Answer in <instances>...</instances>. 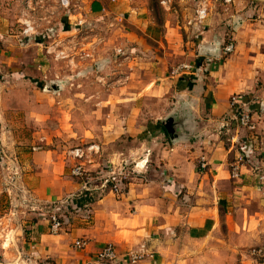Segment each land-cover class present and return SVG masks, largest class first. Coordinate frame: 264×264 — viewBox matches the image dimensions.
<instances>
[{
	"label": "crops",
	"instance_id": "crops-1",
	"mask_svg": "<svg viewBox=\"0 0 264 264\" xmlns=\"http://www.w3.org/2000/svg\"><path fill=\"white\" fill-rule=\"evenodd\" d=\"M97 2L102 4L97 15L112 9L110 0H93L89 16L95 15L92 8ZM236 14L231 12L233 19ZM12 17L8 6L0 7V42L11 40ZM130 20L123 45L137 52L134 43L148 39L155 48L150 54L119 60L122 75L111 77L121 82L92 90L102 95L98 100L90 89L79 93L90 101L86 107L91 111L79 120L74 114L71 126L74 147L90 143L101 147V155L87 170L128 163L137 176L120 196L96 193L83 215H70L64 230L53 234L49 220L53 208L80 193L83 185L71 175L75 162L68 152L25 151L20 175L47 208L33 236L37 256L27 264H98L96 257L107 245L116 248L118 264H127L131 253L142 256L137 264H190L194 245L230 251L260 238L264 227V24L259 40L255 25L229 20L228 26L219 24L212 34L206 32L198 50V44L185 41L178 28L154 22L144 10L131 14ZM245 27L251 34L249 51L243 56L239 53L243 45L235 41ZM231 42L234 52L221 54L219 49ZM84 77L82 72L74 79ZM240 95L250 101L248 109L257 123L254 132L234 120L231 98ZM169 120L174 134L167 130ZM0 127V151L5 153L14 148L7 121L1 117ZM241 148L247 159L239 166ZM203 158L208 164L205 170L201 169ZM79 240L88 246L77 249ZM20 250L19 254L31 256L25 248Z\"/></svg>",
	"mask_w": 264,
	"mask_h": 264
},
{
	"label": "rangeland",
	"instance_id": "rangeland-1",
	"mask_svg": "<svg viewBox=\"0 0 264 264\" xmlns=\"http://www.w3.org/2000/svg\"><path fill=\"white\" fill-rule=\"evenodd\" d=\"M92 1L71 0L69 8L61 0H3L0 4L8 6L14 16L9 24L11 40L0 42V117L7 121L14 148L0 151V264H27L28 259L36 258L38 242L33 236L47 212L36 193L24 184L21 155L49 149L67 153L76 148L71 118L75 114L79 120L91 111L86 107L90 101L77 95L90 89L98 100L102 95L94 93L96 89L121 82L111 77L122 75L119 60L150 54L155 48L148 39L134 43L137 52L123 45L131 14L144 10L154 22L178 28L185 41L198 44V50L206 32L212 34L219 24L228 26L229 20L255 25L254 34L262 40L264 0H110L108 13L97 15L102 11L97 2L92 8L95 15L89 16ZM201 11L207 12L205 18L200 17ZM232 11L237 12L234 19ZM247 12L253 13L246 16ZM23 18L35 27L31 37L22 35ZM80 20L86 25L78 27ZM244 32L235 41L243 45L239 48L243 56L249 51L251 34L246 27ZM223 49H219L221 54ZM257 49L263 50L261 46ZM106 61L109 65L105 67ZM82 72L84 79L76 81L74 77L80 78ZM261 229L260 238L246 248L229 251L194 245L190 264H264V227ZM24 248L31 256L19 254Z\"/></svg>",
	"mask_w": 264,
	"mask_h": 264
},
{
	"label": "built area",
	"instance_id": "built-area-1",
	"mask_svg": "<svg viewBox=\"0 0 264 264\" xmlns=\"http://www.w3.org/2000/svg\"><path fill=\"white\" fill-rule=\"evenodd\" d=\"M230 3L231 0H225ZM63 7L69 8L71 6V0H61ZM201 18H205L206 11L199 12ZM22 35L25 37H31L34 34L35 27L27 19H22ZM86 25L84 21L80 20L78 27ZM235 50V45L231 42L223 49L224 55H229ZM1 52V44H0ZM250 101L244 95L233 96L231 98V107L234 110V120L238 125L249 131H256L257 123L253 113L248 109ZM246 148V147H245ZM245 148H241L242 154L239 155L238 165L240 166L247 159V154L244 152ZM101 155V148L96 144H87L80 147L73 148L67 153V157L75 162L71 169V175L77 178L83 185L80 193L67 198L66 200L59 202L49 215L51 231L53 234L61 233L66 225L69 223L70 215H83L89 205H85L80 208L78 201L81 198L93 197L96 193L114 194L116 196L122 195L123 191L127 188L128 184L137 176V170L131 167L128 163H122L118 166H108V168L100 167L95 172L87 170L86 166L94 164V156ZM2 163L4 162L3 159ZM208 164L203 158L201 160V169H207ZM238 167L234 169L233 176H238ZM89 194V195H87ZM68 215V216H67ZM88 246L87 241H76L75 247L77 249H85ZM142 256L137 253H131L128 255L127 264H137L141 261ZM96 261L98 264H118L120 256L113 245H107L97 255Z\"/></svg>",
	"mask_w": 264,
	"mask_h": 264
},
{
	"label": "trees",
	"instance_id": "trees-1",
	"mask_svg": "<svg viewBox=\"0 0 264 264\" xmlns=\"http://www.w3.org/2000/svg\"><path fill=\"white\" fill-rule=\"evenodd\" d=\"M260 112V111H259ZM257 113V112H256ZM89 195V194H87ZM96 194L93 195V197H87V198H81L77 203L80 206V208H83L85 205H90L95 197Z\"/></svg>",
	"mask_w": 264,
	"mask_h": 264
},
{
	"label": "water",
	"instance_id": "water-1",
	"mask_svg": "<svg viewBox=\"0 0 264 264\" xmlns=\"http://www.w3.org/2000/svg\"><path fill=\"white\" fill-rule=\"evenodd\" d=\"M172 123H173L172 120H169V121L167 122V130H168L169 133L174 134V133H175V130H174V128H173Z\"/></svg>",
	"mask_w": 264,
	"mask_h": 264
}]
</instances>
